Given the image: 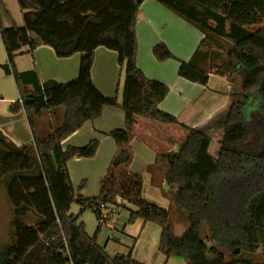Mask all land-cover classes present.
Listing matches in <instances>:
<instances>
[{"label":"trees","instance_id":"1","mask_svg":"<svg viewBox=\"0 0 264 264\" xmlns=\"http://www.w3.org/2000/svg\"><path fill=\"white\" fill-rule=\"evenodd\" d=\"M17 1L25 11L24 25L5 28L0 18V36L7 55L3 69L14 77L33 142L17 147L0 132V188L12 212L8 243L0 245V264H141L132 258V250L109 256L79 222L86 211L100 222L98 233L122 211L129 212L128 222L141 219L159 226L160 252L167 258H182L186 264H264L243 257L255 254L264 239V183L239 210L233 226H223L217 220L215 185L223 174L231 180L251 172L250 154L236 151L234 146L245 137V113L251 98L264 95V24L255 31L247 29L264 20V0H156L204 35L191 60L180 64V77L207 86L210 73L217 71L222 77L237 76L241 83L240 90L229 94L217 158L209 153L212 135L186 128L178 151L156 159L155 166L165 168L172 208L179 221L188 224L181 238L173 233L170 211L143 200L142 179L129 172L137 118L179 125L175 116L159 108L169 94L168 87L147 79L137 66L136 28L139 7L145 0ZM220 39L229 45L224 57L216 51ZM41 45L52 47L58 58L81 54L78 77L63 84L42 83L37 69L18 72L14 61L21 49L28 46L33 54ZM98 47L118 55L125 74L121 104L105 97L92 82L91 68ZM153 55L158 62L173 59L162 43L154 46ZM218 60L222 65L215 64ZM104 107L122 109L125 127L109 134L117 149L99 195L77 198L67 162L93 158L99 143L92 140L83 147L66 150L61 143L85 122L100 118ZM60 109V125L45 136L38 135V120ZM258 140H264V127ZM73 204L80 207L78 215L70 213ZM204 224L210 228L212 241L226 248L230 261L214 246H207L201 233ZM222 234H226V240Z\"/></svg>","mask_w":264,"mask_h":264},{"label":"crops","instance_id":"2","mask_svg":"<svg viewBox=\"0 0 264 264\" xmlns=\"http://www.w3.org/2000/svg\"><path fill=\"white\" fill-rule=\"evenodd\" d=\"M24 13L17 0H1L0 18L3 27H22ZM136 34L137 66L147 79L168 87L169 94L159 108L175 116L179 125L137 118L131 142L134 158L129 172L141 177L143 200L164 210L173 209L168 195L169 188L164 179L165 168L162 165L155 166L157 157L177 152L186 137V128L202 129L212 137L219 133L222 138L223 111L230 106L229 94L233 90H239L241 83H238L237 76L222 77L217 71L210 73L207 86L191 83L180 77V64L191 60L204 35L156 0H145L140 5ZM160 43L167 47L173 59L165 62L155 59L153 48ZM80 60L81 54L58 58L52 47L41 45L33 54L28 46L23 47L14 62L17 71L21 73L37 69L42 83L55 81L63 84L78 77ZM6 63L7 55L0 36V132L7 141L23 147L33 142V134L14 77L3 69ZM91 78L105 97L122 103L125 74L118 64L115 51L104 47L95 50ZM44 116L36 126L40 136L47 133V122L43 123ZM124 127V111L117 107H104L100 118L85 122L80 129L62 141L63 150L68 147H83L92 140L99 143L93 158H73L67 162L69 178L77 198H94L99 195L101 182L107 175L117 149L109 134ZM128 218L129 212L122 211L114 217V229L111 232L107 230L108 234L103 236L99 233L90 236H95L111 257L128 254L132 250V258L141 264H186L182 258H167L160 252L159 226L145 223L141 219L128 222ZM110 234H113L114 242H111Z\"/></svg>","mask_w":264,"mask_h":264},{"label":"rangeland","instance_id":"3","mask_svg":"<svg viewBox=\"0 0 264 264\" xmlns=\"http://www.w3.org/2000/svg\"><path fill=\"white\" fill-rule=\"evenodd\" d=\"M264 24V20L256 25H250L247 27L250 31H255L261 28ZM218 47L216 51L219 52L221 57H224L225 49L228 48V43L223 39L216 41ZM219 59V58H218ZM223 59V58H222ZM215 64L222 65V61H215ZM238 83L240 78L237 77ZM241 86V84H240ZM240 90V89H239ZM229 109V107H228ZM227 110L223 111V122L222 127L225 125V117ZM63 110L57 111L56 114L50 113L46 114L43 119V123L46 124V134L56 129L60 124V116ZM246 133L244 139L234 146L236 151L248 152L251 157V162L248 165L251 168V172L239 179H231L223 174L215 180L216 185V195H217V220L223 226H233L235 220H237L238 212L244 207L248 199L254 196L259 188L264 183V140L260 142L258 140V135L263 131L264 127V95H254L246 108ZM218 134V135H216ZM213 136L212 146L210 147L209 153L217 158L219 149L221 146V134L216 133ZM218 140L219 143H218ZM177 208V207H176ZM178 209V208H177ZM170 211V218L173 224V233L177 238H181L188 228V224H184L178 219V214L176 209H167ZM80 212V207L77 204H73L70 213L73 215H78ZM105 216V215H103ZM12 219L11 205L9 203L8 197L5 194L4 189L0 188V245L8 243V233L10 230V221ZM84 221L86 225V230L89 235L98 234V228L100 222L97 220L96 216L90 212L86 211L83 216H80L79 222ZM111 232L107 227L102 226L99 235L103 236ZM226 233V230H223ZM113 233V232H112ZM202 237L205 238L207 246H214L225 256L226 261H230V255L226 248H222L215 241H212V235L208 224H204L201 227ZM111 242L113 234H110ZM226 240V234H222L221 237ZM260 248L255 254H243V257L249 259L255 263H264V239L260 240ZM117 250H121L120 247H116ZM124 251V250H123ZM117 253V252H116ZM121 253V252H119ZM115 255V254H113Z\"/></svg>","mask_w":264,"mask_h":264},{"label":"built area","instance_id":"4","mask_svg":"<svg viewBox=\"0 0 264 264\" xmlns=\"http://www.w3.org/2000/svg\"><path fill=\"white\" fill-rule=\"evenodd\" d=\"M106 216H103V219H105ZM114 217L115 216H112L111 218V221L110 222H106V226L109 230H113L114 229Z\"/></svg>","mask_w":264,"mask_h":264}]
</instances>
